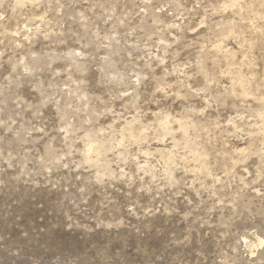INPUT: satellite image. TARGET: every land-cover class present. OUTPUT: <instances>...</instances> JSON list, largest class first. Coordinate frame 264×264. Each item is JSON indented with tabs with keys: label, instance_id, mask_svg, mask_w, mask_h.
<instances>
[{
	"label": "rangeland",
	"instance_id": "obj_1",
	"mask_svg": "<svg viewBox=\"0 0 264 264\" xmlns=\"http://www.w3.org/2000/svg\"><path fill=\"white\" fill-rule=\"evenodd\" d=\"M0 264H264V0H0Z\"/></svg>",
	"mask_w": 264,
	"mask_h": 264
},
{
	"label": "bare ground",
	"instance_id": "obj_2",
	"mask_svg": "<svg viewBox=\"0 0 264 264\" xmlns=\"http://www.w3.org/2000/svg\"><path fill=\"white\" fill-rule=\"evenodd\" d=\"M166 130H167V129H166ZM249 237L252 238V239H253L254 241H256L257 243L259 242V244H260V243H263V239H262L261 237H259L258 235H254V234H252V233H249ZM249 248H250V247H249ZM256 249H257V245L255 244L254 247H253V245H252V248L249 249V251H250L251 253H254Z\"/></svg>",
	"mask_w": 264,
	"mask_h": 264
}]
</instances>
